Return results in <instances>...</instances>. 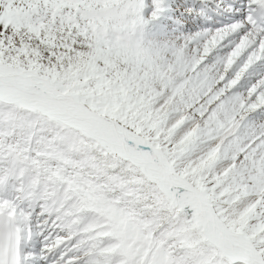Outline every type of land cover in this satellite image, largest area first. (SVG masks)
<instances>
[{"label": "snow or ice", "instance_id": "6c2138e0", "mask_svg": "<svg viewBox=\"0 0 264 264\" xmlns=\"http://www.w3.org/2000/svg\"><path fill=\"white\" fill-rule=\"evenodd\" d=\"M0 264H264V0H0Z\"/></svg>", "mask_w": 264, "mask_h": 264}]
</instances>
